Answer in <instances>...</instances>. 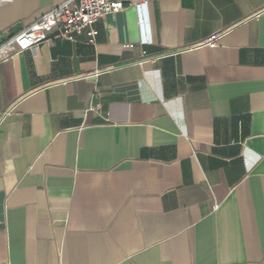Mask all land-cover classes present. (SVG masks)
<instances>
[{"label":"crops","instance_id":"0c3cea01","mask_svg":"<svg viewBox=\"0 0 264 264\" xmlns=\"http://www.w3.org/2000/svg\"><path fill=\"white\" fill-rule=\"evenodd\" d=\"M63 1L0 0V43ZM93 26L0 62V264H264V0Z\"/></svg>","mask_w":264,"mask_h":264},{"label":"built area","instance_id":"2783aa9c","mask_svg":"<svg viewBox=\"0 0 264 264\" xmlns=\"http://www.w3.org/2000/svg\"><path fill=\"white\" fill-rule=\"evenodd\" d=\"M148 1L65 0L23 31L0 43V62L8 59L13 52L36 49L52 34L70 41H76L79 35L84 34L89 43H94L97 34L93 26L95 22L107 14L122 11L127 6H133L141 14L142 10L146 9ZM213 45L214 42L210 41L209 46Z\"/></svg>","mask_w":264,"mask_h":264}]
</instances>
